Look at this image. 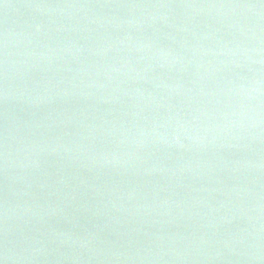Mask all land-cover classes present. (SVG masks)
<instances>
[{"label":"water","instance_id":"water-1","mask_svg":"<svg viewBox=\"0 0 264 264\" xmlns=\"http://www.w3.org/2000/svg\"><path fill=\"white\" fill-rule=\"evenodd\" d=\"M0 264H264V0H0Z\"/></svg>","mask_w":264,"mask_h":264}]
</instances>
